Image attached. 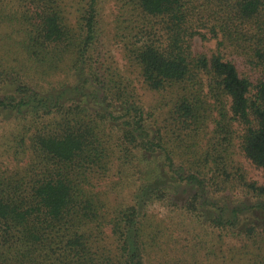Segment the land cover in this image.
I'll list each match as a JSON object with an SVG mask.
<instances>
[{
  "label": "trees",
  "instance_id": "trees-1",
  "mask_svg": "<svg viewBox=\"0 0 264 264\" xmlns=\"http://www.w3.org/2000/svg\"><path fill=\"white\" fill-rule=\"evenodd\" d=\"M5 1L0 125L10 128L0 153L16 168L0 170V264H264V185L230 149L239 127L241 152L264 171V0H222L219 30L249 39L256 77L219 49L194 54L190 0H123L151 20L120 24L145 86L170 89L159 111L143 108L101 49V0L79 1L75 27L63 0ZM112 172L130 203L110 214L97 183ZM158 206L178 221L158 219ZM156 250L164 256L151 261Z\"/></svg>",
  "mask_w": 264,
  "mask_h": 264
},
{
  "label": "rangeland",
  "instance_id": "rangeland-1",
  "mask_svg": "<svg viewBox=\"0 0 264 264\" xmlns=\"http://www.w3.org/2000/svg\"><path fill=\"white\" fill-rule=\"evenodd\" d=\"M80 0H63L64 4L67 5L68 19L71 21L72 27L76 25V8ZM5 3L11 7H19L15 1L6 0ZM188 7L190 10V29L192 31H197V36L192 41V50L195 55H207L211 57L216 51L219 49L226 56L227 59L234 60L236 65L239 68L241 73H246L250 75L257 76L256 71L252 70L250 67V63L252 61L250 57L251 50L249 46H251L248 38L244 40H239L237 43H233L232 41L226 39L229 36L224 37L223 32L220 31V25L223 22V18H225V13L223 11H227V7L223 6L222 0H190L188 3ZM124 7L123 0H101L98 5L99 10V21H100V29H102L101 35L99 37L100 47L103 49L104 54L110 59V62L114 66V68L125 77V80L128 81V84L132 87V89L138 94L141 100V104L146 111L152 110H160L157 109L161 104L166 102L167 93H170V89H164L161 91H151L149 90L140 75L139 69L133 64L128 58L127 54L124 52V39L126 32L123 30V26L120 24L121 19H131L136 18L139 14L135 11L126 12ZM138 27H150L151 20L149 18H145L144 16L137 17ZM158 21V19H155ZM2 31L11 32V28L9 26H2ZM158 33L161 35V40L165 42L166 35L163 31H161L160 26H156ZM219 34V35H218ZM218 35V37L216 36ZM219 41H223L224 45L219 47ZM13 51L17 52L16 48H12ZM1 54L4 57V61L9 63H13L11 60H15L16 57L12 52L8 53L7 49L1 50ZM58 80L57 77H49L43 85L48 83L55 84ZM205 82L204 89L206 92H212L211 85L213 83H209V79L203 77ZM47 87V86H46ZM2 94V93H1ZM169 108L166 107L164 110ZM163 110V111H164ZM10 125L3 123L0 125V148L3 143H5L6 135H9ZM215 129L214 125L209 127L207 132V137H211L213 130ZM233 131L232 136V146L230 149L232 150V156L235 162L243 168L247 177L256 181L259 185H264V171L252 165L243 155L240 150V139L239 135H241V128L234 127L231 128ZM199 142L206 147V139L199 138ZM29 159L27 157H23V155L19 159L18 166H25L28 163ZM16 168V163L9 159L2 152L0 153V170H13ZM117 175L112 172L111 175L103 178L100 182L97 183V191L108 203V212L112 214L115 211V208L122 203H130V196L128 189L123 188L122 185H117L118 182ZM158 219L165 222H176L178 218L174 214H170L163 207H155V209L151 212ZM168 216V217H167ZM173 217V218H172ZM106 233L109 234V231L106 230ZM104 243L109 244V240H104ZM164 256L162 251L157 252L153 251L151 254V261L157 260L159 257Z\"/></svg>",
  "mask_w": 264,
  "mask_h": 264
}]
</instances>
